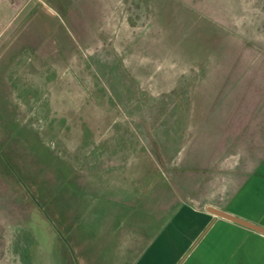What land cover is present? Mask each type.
Masks as SVG:
<instances>
[{"label": "rangeland", "instance_id": "374dc122", "mask_svg": "<svg viewBox=\"0 0 264 264\" xmlns=\"http://www.w3.org/2000/svg\"><path fill=\"white\" fill-rule=\"evenodd\" d=\"M234 109L264 116V0H0V264L71 263L75 189Z\"/></svg>", "mask_w": 264, "mask_h": 264}, {"label": "crops", "instance_id": "0c3cea01", "mask_svg": "<svg viewBox=\"0 0 264 264\" xmlns=\"http://www.w3.org/2000/svg\"><path fill=\"white\" fill-rule=\"evenodd\" d=\"M246 113L215 140L171 129L157 159L107 163L89 193L75 189L69 264H264V232L212 211L264 229V116Z\"/></svg>", "mask_w": 264, "mask_h": 264}, {"label": "water", "instance_id": "95a60500", "mask_svg": "<svg viewBox=\"0 0 264 264\" xmlns=\"http://www.w3.org/2000/svg\"><path fill=\"white\" fill-rule=\"evenodd\" d=\"M212 211H213V212H216V213L219 214L220 216H223V217H226V218H229V219L235 220V221H237V222H241V223L246 224V225H248V226H251L252 228H255V229H257V230H259V231H261V232H264V229L261 228L260 226H257V225H255V224H253V223H250V222H248V221H245V220H243V219H241V218H238V217H236V216H233V215H231V214H228V213H226V212H223V211H220V210H217V209H213Z\"/></svg>", "mask_w": 264, "mask_h": 264}]
</instances>
